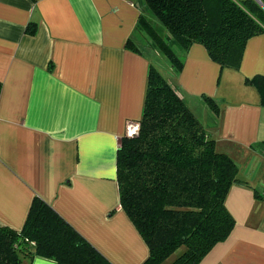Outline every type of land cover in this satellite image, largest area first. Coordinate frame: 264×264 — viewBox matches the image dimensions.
Returning <instances> with one entry per match:
<instances>
[{"label": "crops", "instance_id": "0c3cea01", "mask_svg": "<svg viewBox=\"0 0 264 264\" xmlns=\"http://www.w3.org/2000/svg\"><path fill=\"white\" fill-rule=\"evenodd\" d=\"M141 5L0 0V225L20 229L38 196L113 264L147 257L116 179L119 138L137 130L152 63L133 34ZM130 36L139 51L126 46ZM168 71L248 182L230 186L234 226L197 264H264V150L251 147L264 139V104L245 81L264 74V32L247 40L238 68L220 67L193 42L178 75ZM30 264L59 263L35 256Z\"/></svg>", "mask_w": 264, "mask_h": 264}, {"label": "trees", "instance_id": "16d2710c", "mask_svg": "<svg viewBox=\"0 0 264 264\" xmlns=\"http://www.w3.org/2000/svg\"><path fill=\"white\" fill-rule=\"evenodd\" d=\"M261 3L144 0L133 34L168 59L174 76L193 42L204 45L220 67L238 68L247 40L264 32ZM35 30L34 24L26 28L30 34ZM126 46L139 51L131 36ZM173 46L180 47V56ZM245 81L264 104V74ZM202 99L219 112L215 99ZM256 146L264 150V139L251 144ZM238 170L235 160L217 149L176 83L150 63L137 130L122 135L116 149L119 205L148 247L140 264H197L224 240L234 226L226 194L233 184H248ZM35 256L59 264H113L38 196L20 229L0 225V264H30Z\"/></svg>", "mask_w": 264, "mask_h": 264}, {"label": "rangeland", "instance_id": "374dc122", "mask_svg": "<svg viewBox=\"0 0 264 264\" xmlns=\"http://www.w3.org/2000/svg\"><path fill=\"white\" fill-rule=\"evenodd\" d=\"M141 2L143 4L144 3V0H141ZM152 22H153V24L155 26H157V28L160 29V27H159V25L157 24L156 21H153L152 20ZM139 37H138V42L142 45L143 51L147 55H149L151 57L153 65L155 67H157L159 69V71H162V73L164 74V76L167 77L168 74H169L168 68L170 66V62L168 61V59L163 54H161L159 51L156 50L155 52H153L151 49H149L151 46L149 45V43L147 42V39L145 37H143V36H141L140 38ZM173 51H174V53H176L179 56L182 53L180 47H178V46H173ZM153 53L155 54V56H154ZM194 113H198V112L196 111ZM196 115H198V114H196Z\"/></svg>", "mask_w": 264, "mask_h": 264}, {"label": "water", "instance_id": "95a60500", "mask_svg": "<svg viewBox=\"0 0 264 264\" xmlns=\"http://www.w3.org/2000/svg\"><path fill=\"white\" fill-rule=\"evenodd\" d=\"M258 2H259V3H261V1H260V0H258ZM261 4H262V3H261ZM262 5H264V4H262Z\"/></svg>", "mask_w": 264, "mask_h": 264}]
</instances>
